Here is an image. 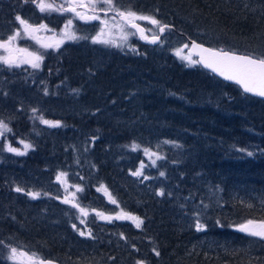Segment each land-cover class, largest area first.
I'll return each instance as SVG.
<instances>
[{"label": "trees", "instance_id": "trees-1", "mask_svg": "<svg viewBox=\"0 0 264 264\" xmlns=\"http://www.w3.org/2000/svg\"><path fill=\"white\" fill-rule=\"evenodd\" d=\"M253 2L116 0L122 9L131 7L174 26L167 33L186 40L195 39L215 48L236 40L231 43L232 50L242 54L264 51V9L253 12ZM239 39L245 40L240 43ZM61 51L57 71L84 94L78 103L67 100L65 105L44 99V94L38 96L50 102L62 125L51 134L40 130L39 136L34 135L37 144L21 155L25 159L21 175L25 178L32 173L31 178L38 179L35 189L43 192L42 203L36 202V209L23 210L25 201L12 197L8 219L13 221V231L4 232L0 222L4 246L22 242L30 254L62 264H89L93 251L96 264H264V239L256 240L238 230V225L249 219L264 220V156L252 158L240 152L248 150L250 127L263 135L264 145V101L244 95L238 86L217 79L199 64H183L173 56L140 51L138 56L118 53L112 58L107 50L82 47L80 43ZM51 67L56 70V64ZM135 72L141 73L140 78ZM167 92L182 100L168 97ZM241 97L253 104H242ZM22 127L28 129L25 124ZM179 136L188 147L182 156L157 149L158 137L174 140ZM153 137L155 143L149 140ZM77 142L83 148L82 158L65 160ZM133 144L139 149L133 151ZM145 148L163 159H149ZM152 160H156L155 165ZM141 162L149 166L150 181L130 175ZM62 172L67 173L63 178L68 184L57 182ZM160 172L165 175L160 176ZM203 177L222 185L220 198L225 205L209 207L202 240H198L195 228H186L183 223L186 217L192 227L196 226L199 219L194 215L201 207L197 203L203 202L202 192L213 198L216 195L204 187L207 183L201 182ZM67 186L71 194L75 193L71 200L80 207L92 204L101 213L102 206L108 207L114 199L123 212L139 216L143 224L140 228L117 222L103 226L93 215H87L88 230L83 223L74 224L75 229L70 224L62 228L67 218L61 210L66 208L57 199L67 193ZM76 186L83 191H77ZM184 186L186 191L197 190V203L184 200ZM100 188L108 190L111 199L108 194L105 198ZM161 190L163 196L158 194ZM118 208L113 209L119 212ZM71 209L75 212V207ZM62 229H66L65 239L59 236ZM113 232L129 233L127 250L118 249Z\"/></svg>", "mask_w": 264, "mask_h": 264}, {"label": "rangeland", "instance_id": "rangeland-1", "mask_svg": "<svg viewBox=\"0 0 264 264\" xmlns=\"http://www.w3.org/2000/svg\"><path fill=\"white\" fill-rule=\"evenodd\" d=\"M250 1H254L252 4V7H250V5L247 3L253 12L254 11L260 12V10L264 9V0H250ZM45 2L48 3V1H45ZM63 2L64 0H58V4H61ZM0 8H1L0 17H3V11L5 10H8V12L10 13V15H8L9 20L0 19V38L1 37L7 38L9 35H12L15 30L20 29L21 36L15 42L16 46L19 48H26L29 52L38 53L39 55L43 57V60L41 62V67L39 69H33L30 65H27V64L21 65L20 66L21 68H23L24 66H26L25 68H27L26 72L22 75L19 74L17 71L16 75L14 76L15 74L14 69L15 68L19 69L20 67L10 68L7 65H2L0 69V77L2 79V82L7 81L6 77L11 75V76H14L13 81L16 83V85L14 83L12 84L13 88H4L3 86V88H1L2 93L0 95V120H3L12 129L11 132L5 133L6 138H0V142L1 140L3 141L0 143V222L2 223L3 227H5L4 232L9 233L13 231L14 229V227L12 226L13 221L8 219L9 216H11L10 214L13 208V204L11 201L12 197L13 196L18 197V198L21 197L25 201L24 203L27 204V206H25L23 210H30V209L37 208L36 202L42 203L41 201H42L43 192L40 189L38 190L35 189L38 179L36 178L32 179L31 178L32 173L28 174L27 177L25 178L22 177L21 174H22V171L24 170L23 168L25 165V159L23 160L21 155H17L15 153L7 151L6 145L11 144L13 147L19 148L20 150L26 151L27 153L29 149L25 150L24 145L20 144L19 141L23 140L25 141V143L31 144L32 145L31 148H33V144L35 143L37 144L38 142V138L34 137V135L39 136L40 130H44L45 132L47 131V133L51 134V132L57 131L58 128L61 127V126L50 127L42 123L40 117H42L43 119L51 120V121H59L60 124L62 125L61 117H56L57 116L56 112H53V110L48 104H50L51 101L54 104H56L57 100L64 105L67 100L71 102L74 100V102L77 101L78 103L80 99L82 98V95L84 94V92L82 93V89L79 87H76L70 78L61 77V75L57 71V69H59L60 60L62 58L63 51L61 50L63 48L70 46L71 44L74 45L76 43H80L82 47H86V48L99 47L104 51L107 50L108 52L107 56H111L112 58H117L118 53H121L123 55H128V53H130V54H135L136 56H138L140 51H142V53L149 52L151 55H156V56H163V55L165 57L173 56V58L176 57L178 60L182 61L183 64H191V63H189L187 60L181 59L180 56L176 55V50L181 49V48H183L182 55L184 56L188 55V53L183 47L187 43V40L184 37H181L180 35H172L171 33H167L166 31L159 44L155 46H152V45L149 46L145 43L146 42L145 39L137 37L136 31L134 28L126 26L125 32L128 33L126 40L121 39L119 30L116 28L111 29L112 31L111 36L105 37L107 39L116 41V43L120 45L119 47H116L113 44L93 43L91 37L96 36V34L100 30V27H102L99 21H84L78 18L73 19V14L67 13V12H63V13L59 12L58 15H51V12H41L39 9H37V10H34L33 12L38 13L40 15L39 18H41L45 22L54 21V24H52V26H54V28L57 29L56 31L57 34L55 36H52L49 33L47 34L40 33L42 32V29L39 32L34 33V35L40 37L42 42L52 43L54 42V40L61 39L64 34L63 33L64 26L67 23L68 19H73L71 31L75 32L78 37H88V39H76V40H68L65 38L64 42L60 44L59 48H44L41 46V43H38L36 40L32 39V37L29 36L27 33H24L22 30V26L19 25L18 22L15 20V17L17 15L19 16L22 15L20 13L21 9L19 7H17L13 3L5 2V0H0ZM78 11H82V9H78ZM34 14L30 13L24 16H27L28 21H29V19H31L32 15ZM101 16L103 17V13H101ZM110 17L111 16L108 15L107 18H110ZM155 18L158 19L157 17ZM118 21H119V18H117V22ZM159 21L161 22V25H164V23L161 20ZM136 22L146 27L147 32L144 35L148 37L147 40H149L152 35L159 34V28L156 25H152L148 21H144V20H140ZM260 22L262 23V21ZM40 23L43 24V22H40ZM204 34L208 35L207 33H204ZM249 39H246V41H248ZM243 40L239 39L238 42L243 43L242 42ZM233 41L235 42L236 40H232L231 43ZM226 42L230 46L223 45V47L221 48L232 51V47H231L232 44L228 41ZM251 48H253V46ZM234 51L238 52L237 50H234ZM249 52H254V51L249 50ZM3 54L5 55L6 53L3 52ZM192 60H197V59L192 56ZM50 64L52 66H55L56 64V70L53 67L49 69ZM130 71L133 72V69H130ZM135 73H137L140 78L141 73H138V72H135ZM58 78H60L61 80L59 79L58 81H55L52 83V81ZM49 80L51 82H49ZM26 82H28V86L24 87L23 85ZM26 91L32 92L33 95L28 96V93ZM43 94L45 98L44 97L42 98L48 99L50 100V102H45L42 99H38V96L43 95ZM167 96L170 98H175L176 100L177 99L182 100L178 96L175 97L172 93H169V92H167ZM42 101L44 102L45 105L43 104ZM239 102H241L242 104H247L248 106L253 104L247 98H243V97L239 99ZM73 107H75V105ZM73 107H69L68 109L71 110V108ZM33 109H36L37 111L33 112ZM158 116L159 115H156L157 119H158ZM23 124H25V127H27L28 129L23 128L22 127ZM17 127L21 129L18 130ZM247 131L250 136V142L248 143V145H246L248 150L240 151V152L246 156H249L248 152H251L253 153V155L249 157H252V158H259L260 156H263L264 155V145L262 144L263 135H261L259 131L254 130L253 127H250L249 129H247ZM21 133H26L28 134V136L23 137ZM155 139L156 137L149 138V140H154V143L156 141ZM157 140H158L156 143L157 149L165 153L169 152L179 157V156H182L185 151L186 152L188 151L187 142L183 136H179V138H176L174 140L171 139V137H164V138L158 137ZM83 142L86 144L88 140L86 139ZM77 143H78V146L75 144L73 145L72 149H70V152H72L71 156L67 154L68 157L65 158V160L70 158L71 161H74L76 157L78 159L82 158L83 148L81 146V143L79 142ZM228 148L229 150L234 149L232 147H228ZM3 160L5 162H2ZM11 169H12V172H11ZM137 170H140V167H137L135 170H132L130 175H132V173L136 172ZM142 171H143V175L136 176V178L150 181L149 166H145V168H143ZM11 175H14V176L11 177ZM145 177H147V179H145ZM61 180H65V182L67 183L65 178L61 177ZM57 182L59 183V185H62L65 183V182L61 183L58 180ZM201 182L207 183V186H204V187L210 190L213 194H216L214 198L211 194L202 192L201 199L203 200V203L200 204L198 201H196V198L199 197V194H197V190L193 192L186 191L185 186L182 187L181 190L183 192L184 200L187 199V201H191L192 203L198 202L197 204L201 206L200 209L198 210L199 215L195 213L194 216L199 219V222L201 224L205 225V220H206L205 215H208V216L210 215L209 207L216 205V204L225 205V201H223V199L220 198L221 197L220 193L222 194V190H223V188L221 187L222 186L221 184L220 185L211 184L204 177L201 179ZM160 186L162 188H166L162 184H160ZM17 187L23 189V191L17 192L15 190ZM30 192H39L40 196L36 199H33L31 196L28 195V193ZM66 192L67 193H65V195H63L61 199L60 198L57 199L58 202H62L63 206L66 208V209L61 210L63 216L67 218L66 223L61 224L60 227L63 228L64 226H68V224H70L71 227L74 224L80 226L82 224L81 221L84 218L83 225L85 224V229L88 230L89 228H87L86 225L90 226V223H88L87 221V215L88 216L93 215L96 221H98L99 223L101 222L103 223V226H105V224L117 222L121 224L131 223L132 226L135 227V223L131 220L115 218L117 215L121 213V208L117 203H112V201H109L108 207L103 205L102 206L103 212H101L104 214V216L112 217L111 220L102 219L100 216H98L97 213H100L99 212L100 210L99 209L97 210V208H92L93 207L92 204H89V206H85V210L88 213L86 216L81 214V212L79 211V208H76V207H75V212H73L71 209V208H74L72 204L64 203V200L66 198L70 200L73 198L71 191L68 189V186H67ZM99 192H101L105 198L108 196L107 195L108 190L104 191V189L100 188ZM55 193H57V190H55ZM109 205L111 206V208L109 207ZM114 207H117V208L119 207L118 208L119 212L114 211L113 209ZM70 211L73 213H70ZM124 213H127V212L124 211ZM201 213H204V214H201ZM136 217H139V216H136ZM184 219H185V222L183 224L185 225V227L186 228L189 227L192 229L195 228L197 239L202 240V235H203L204 230L198 231L196 226L192 227L190 225V221L186 217H184ZM207 224H210V223H208L207 221ZM22 225H23V221H22ZM21 226L19 227L20 229L22 228ZM65 232H66V229L60 230L61 235L59 236L64 238ZM113 234L115 235L113 237V240L117 242V244H119L118 249L121 251L127 250L129 248V241H130L129 233L122 232L118 234L116 232H113ZM253 238H255L256 240H263L259 237H253ZM4 245L6 244L3 243L2 245H0V264H13L12 261H9L5 258L7 255V248ZM10 245L17 247L18 249L22 248V249L27 250L26 244L22 242L10 244ZM53 246H55V244H53ZM83 254L88 255L86 252H83ZM95 255L96 254L93 251V257L91 258L89 264H96V261L94 259ZM39 257L42 258V256L40 255Z\"/></svg>", "mask_w": 264, "mask_h": 264}, {"label": "snow or ice", "instance_id": "snow-or-ice-1", "mask_svg": "<svg viewBox=\"0 0 264 264\" xmlns=\"http://www.w3.org/2000/svg\"><path fill=\"white\" fill-rule=\"evenodd\" d=\"M25 3H28L29 0H24ZM33 3L37 4V7L41 12H67L73 14V19H80L84 21H99L102 27H100L99 32L96 36L91 37L93 43H102V44H113L116 47L120 45L114 40L105 38L106 36L112 35V28L119 30L121 39H127L128 33L125 32V27H131L136 29L140 34L141 38L147 40L148 37L144 35L145 29L138 24L136 21L144 20L148 21L152 25H156L159 28V31L163 33L169 26L161 25V22L153 16L138 14L136 11L132 10L131 7L122 9L116 3V0H64L63 3L56 5L54 3H46L45 0H32ZM82 9V11H78ZM103 13V17L101 16ZM109 13H114L110 18L108 17ZM117 18L119 21L117 22ZM73 19H68L67 23L64 26L63 37L59 40H54L52 43H44L41 41L40 37L34 35V33L39 32L41 29H47L46 25L33 26L27 20L23 19L21 16L17 15L15 20L19 25L22 26L24 33H27L32 39L36 40L38 43H41V46L44 48H59L60 44L64 42V39L76 40V39H88V37H78L75 32L71 31L73 24ZM21 36V30L17 29L12 35H9L6 39L0 38V50H3L5 55H0V63L7 65L8 67H20L21 65L27 64L30 65L33 69H39L41 67V62L43 57L35 52H29L26 48H19L16 46L15 42ZM159 41V36L153 35L150 43H157ZM184 48H188L189 45L185 44ZM191 47L198 50L200 56L199 60H192V54L189 53L187 56L182 55L183 48L176 50V55L180 56L181 59L187 60L191 64H202L205 68L211 69L213 72L224 77L226 80L234 81L243 88L245 93H252L254 95L264 97V51L262 52H245L243 54H238L235 51H229L224 49H214V48H205L201 44H197L195 41H192ZM47 94V93H46ZM36 109H33V112H36ZM41 122L50 126V127H59L61 126L59 121H51L43 119L40 117ZM12 129L5 123L3 120H0V138H6L5 133L11 132ZM20 144L24 145V149L27 150L32 147L31 144L25 143V141H19ZM132 150L136 151L139 149V145L133 144ZM6 149L9 152L15 153L17 155H25L26 151H22L19 148L13 147L11 144L6 145ZM144 154L151 159L153 156L156 159H163L158 153L152 152L150 149L145 148ZM248 155L251 156L253 153L248 152ZM156 160H152V164L155 165ZM145 165L141 162L140 170L133 172L134 176L143 175V168ZM164 172H160V176H164ZM61 177H67V173H60L57 176V180L61 183H64L65 180H61ZM147 179V177H145ZM17 192H22L23 189L17 187L15 189ZM77 191H83L82 188L76 186ZM106 191V190H105ZM159 195L163 196L165 193L161 190ZM33 199H36L40 196L39 192H30L28 193ZM73 197L75 193L72 194ZM109 198L111 199L110 194ZM64 203H70L73 207L79 208V211L83 215H87V211L80 207L79 204L74 203L73 200L65 199ZM112 203H116L112 199ZM203 203V202H201ZM250 207V205H249ZM102 219L111 220L112 217L104 216L103 213H97ZM197 215H199L197 213ZM116 219H128L135 223L137 228H140L143 224V220L139 217L133 216L128 213H124L121 210V213L115 217ZM83 223V221H81ZM219 223V222H217ZM205 225L201 224L199 220L196 222V228L198 231L205 230ZM73 228H76V225H73ZM238 230L244 232L253 237H259L264 239V220H247L246 222L238 225ZM81 236L85 235V232L80 231ZM91 236V232L87 233ZM122 235V234H121ZM4 242L0 241V245ZM7 255L6 259L12 261L13 264H54L52 260H45L35 253L29 254L26 251L18 249L17 247H12L7 245ZM157 256L159 252L156 249H153ZM137 264H144L143 261H138Z\"/></svg>", "mask_w": 264, "mask_h": 264}, {"label": "flooded vegetation", "instance_id": "flooded-vegetation-1", "mask_svg": "<svg viewBox=\"0 0 264 264\" xmlns=\"http://www.w3.org/2000/svg\"><path fill=\"white\" fill-rule=\"evenodd\" d=\"M45 1H48V3H54L56 5H59L58 4V0H45ZM5 2L13 3L17 7H19L21 9V12L20 13L22 14L20 16L23 19L27 20V21H28V18H27V16H24V15L30 14V13L31 14H34L35 13L34 15H32L31 19H29L28 22L30 24H33V26H35V25L36 26H39V25L42 24L40 22H43V24L47 26V29H50L51 30V31H49V30L42 29V32H40V33H42V34L43 33L44 34L49 33L52 36H55L57 34L56 33L57 29H55L54 26H52V24H54V21H46L45 22L44 20H42L41 18H39L40 15L38 13L33 12L34 10H37L39 8L37 7V4H35V3L32 2V0H29L28 3H25L24 0H5ZM38 2H39V0H37V3ZM58 14H59V12L51 11V15H58ZM8 15H10V13L8 12V10H5V11H3V17H0V19L9 20L8 19ZM108 15L109 16H112L113 14L112 13H109ZM0 55H4L3 54V50H0ZM2 65H4V64L0 63V69H1ZM25 67L26 66H24L23 68L20 67L19 69H16L15 68L14 69V71H15L14 76L16 75V72L17 71L21 75L24 74L26 72V70H27V68H25ZM14 76L9 75L8 77H6L7 78V81H3V82H2V79L0 77V95L2 93V89L1 88H3V86H4V88H13V85L12 84L14 83L16 85V83L13 81L14 80ZM23 86L24 87L28 86V82H26ZM1 142H3V141L1 140ZM2 162H5V161L3 160Z\"/></svg>", "mask_w": 264, "mask_h": 264}, {"label": "water", "instance_id": "water-1", "mask_svg": "<svg viewBox=\"0 0 264 264\" xmlns=\"http://www.w3.org/2000/svg\"><path fill=\"white\" fill-rule=\"evenodd\" d=\"M137 23H138V22H137ZM138 24H140V23H138ZM140 25L145 29V33H146V27H145L144 25H142V24H140ZM164 25H168V26H169L166 30H174V26L169 25V24H164ZM166 30H165V31H166ZM135 31H136L137 37H140V38H141V34H140L136 29H135ZM165 31H164L163 33H161V32L159 31V34L157 35V36H159V41H158L157 43H155V44L150 43V40H151V38H152L153 35L151 36V38H150L149 40H146L145 43H146L147 45H149V46H151V45H152V46L157 45V44L161 41V39H162V37H163ZM145 33H144V34H145ZM192 41H195L197 44H201V45H203L205 48H214V47H212V46H210V45H209V46H208V45H205V44L199 42L198 40L196 41V40H194V39H189V40L187 41V43H186V44L189 45V47H188V48H184V49L186 50V52H187L188 54L191 53L193 57L197 58V60L200 59V56H199V54H198V50L193 49V48L191 47ZM214 49H219V48H214ZM224 50H226V49H224ZM229 51H230V50H229ZM232 51H233V50H232ZM235 52H236V51H235ZM237 53H238V54H242V53H239V52H237ZM199 65L202 67V69L206 70V71L209 72V73H212L217 79H220L221 81L223 80L224 82H226V83H228V84L238 86L239 89L242 90L243 94H245V95H249V96H251V97H253V98H255V99L258 98V99H260L261 101H264V97H260V96L254 95V94H252V93H245V92L243 91V88H242L240 85H238L237 83H235L234 81L226 80V79H224V77H222V76L218 75L217 73L213 72L211 69H209V68H205L202 64H199ZM21 250L27 252V250H25V249H21ZM45 260H52V259L45 258ZM52 261H54V264H61L58 260H57V261L52 260Z\"/></svg>", "mask_w": 264, "mask_h": 264}, {"label": "bare ground", "instance_id": "bare-ground-1", "mask_svg": "<svg viewBox=\"0 0 264 264\" xmlns=\"http://www.w3.org/2000/svg\"><path fill=\"white\" fill-rule=\"evenodd\" d=\"M33 156V155H32ZM264 156V155H263Z\"/></svg>", "mask_w": 264, "mask_h": 264}]
</instances>
